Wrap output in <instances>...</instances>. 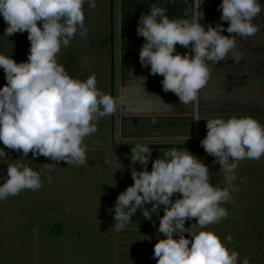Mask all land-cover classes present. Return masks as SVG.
Wrapping results in <instances>:
<instances>
[{
  "label": "clouds",
  "instance_id": "clouds-1",
  "mask_svg": "<svg viewBox=\"0 0 264 264\" xmlns=\"http://www.w3.org/2000/svg\"><path fill=\"white\" fill-rule=\"evenodd\" d=\"M84 3L0 0V16L7 25L5 35L27 31L30 41L27 62L17 63L0 54L6 80L0 87V142L22 152L24 158L31 152L33 160L43 156L69 166L85 165L84 138L98 131L101 118L117 112V100L97 88L94 74L84 81L74 79L56 59L61 47H67L77 33L87 38ZM87 3L92 9L97 6L96 0ZM217 8L220 20L228 22L227 33L234 35H222L223 24L208 25L206 30L199 22L203 18L199 10L191 19L186 14L170 19L167 9L154 3L149 14H141L138 19L137 36L144 38L139 62L142 67H150L151 75L163 77L162 91L173 92L180 104L197 102L200 90L210 79V65L226 60L229 53L233 61L241 60V54L235 51L237 37L248 38L259 31L252 21L262 12L260 0H222ZM177 44L190 51L181 55L176 51ZM205 120L207 131L200 146L220 165L223 188L210 183L208 166L186 149L171 148L152 160L149 145L138 142L131 148V161L138 162L142 170H132L134 183L118 195L113 228L116 232L125 229L137 209L147 220L156 213L157 231L164 237L154 245L150 257L157 264H250L247 258L239 261V253L230 250L214 232H187L184 225L195 218L193 225L203 229L227 218L222 205L239 190L233 183L239 162L258 161L264 156V125L251 116ZM151 123H156L155 118ZM5 156V149L0 148V157ZM0 180V201L42 187L40 173L22 163L7 165V175ZM177 193L180 198L173 200ZM149 203L151 207H145ZM161 206L163 216H159ZM186 232L189 238H185ZM174 234L178 238L174 239ZM224 240L231 243L232 236L226 235Z\"/></svg>",
  "mask_w": 264,
  "mask_h": 264
},
{
  "label": "rangeland",
  "instance_id": "rangeland-1",
  "mask_svg": "<svg viewBox=\"0 0 264 264\" xmlns=\"http://www.w3.org/2000/svg\"><path fill=\"white\" fill-rule=\"evenodd\" d=\"M119 2L96 0L97 6L92 9L85 0L87 38L77 33L56 57L74 79L84 81L94 74L97 88L118 102L117 112L101 118L98 131L84 138L87 163L77 167L43 156L33 160L31 152L24 158L22 152L8 149L0 142V148L6 152L5 157H0V177H6L7 165L22 163L38 171L42 181L38 191L24 190L0 201V264H157L150 257L154 245L164 237L157 231L156 213H152V220H147L137 209L125 229L116 232L113 228L116 199L134 183L132 170H142L138 162L131 161V148L138 142L149 145L152 160L171 148L188 150L208 166L210 183L225 187L220 165L200 146V140L206 136V118L233 116L228 106L232 101L221 93L219 76H210L206 85L209 88L198 98L202 112L205 110V118L201 117L204 122L200 120L198 106L192 112L188 108L180 111L174 108L175 95L146 94L137 75L127 76L121 71ZM37 24L41 26V22ZM6 27L0 16V54L17 63L27 62V31L7 37ZM5 84L0 68V87ZM253 112L235 116L255 119ZM153 118L155 124L151 123ZM235 175L233 183L239 190L232 192L231 200L222 205L228 212L227 218L203 229L193 225L195 218L186 220L184 226L187 232L212 231L220 239L222 234H230L231 243L224 241L230 250L239 253V261L247 258L250 264H263L264 252L250 246L256 244L257 238L264 243V156L258 161H240ZM177 198L179 193L172 197ZM145 207L150 208L151 203ZM163 207L159 216L164 214ZM253 225L255 232L251 234ZM226 228L230 230L227 234L223 233ZM187 232L185 238H189ZM237 245L241 249L234 247Z\"/></svg>",
  "mask_w": 264,
  "mask_h": 264
},
{
  "label": "crops",
  "instance_id": "crops-1",
  "mask_svg": "<svg viewBox=\"0 0 264 264\" xmlns=\"http://www.w3.org/2000/svg\"><path fill=\"white\" fill-rule=\"evenodd\" d=\"M119 28L121 29V37L124 38L123 41V52H125L127 58H135L139 62V49L142 47L144 43L143 37L137 36V24L138 19L141 14H149L151 4H157L167 9V15L170 19H176L179 17L187 15V18L191 19L197 11H201L203 13V18L199 21L201 24L205 26L208 25H216L227 24L228 22H224L220 20L221 12L218 10L217 6L222 2V0H119ZM262 5L261 14L256 17L252 22L259 26V31L255 36H251L248 38H240L236 39V52L241 54V60L239 62L232 60V54L229 53L226 60H222L217 62L216 65H210V69L213 68L215 70H219L222 75H250L248 76L249 82L243 83L244 85H248L247 89L251 90L252 95H248L245 97L247 100L245 103L251 104L254 107L255 115L258 112V116H256V120L264 125V114L263 116L261 112L258 111L259 105L264 103V0H260ZM200 6V8H199ZM119 29V32H120ZM240 38V39H238ZM126 43L127 46L124 45ZM119 47V56L121 53ZM126 48V49H125ZM176 51L181 55L189 52V49H185L177 44ZM140 63V62H139ZM141 65V64H139ZM214 69L212 71H214ZM224 76H222V89L227 90L231 93L234 88H231L233 84L232 81H224ZM241 84L240 81L237 82ZM225 86L228 88L225 89ZM246 88V87H245ZM230 89V90H229ZM246 90V89H245ZM256 106V107H255ZM255 225H253V229L251 230V234L255 232ZM232 228V227H231ZM257 232L259 230V224L256 225ZM233 229V228H232ZM230 231L228 228L223 231L226 233ZM233 232L236 230L233 229ZM253 232V233H254ZM250 232L248 235H251ZM258 236L260 234L258 233ZM225 235L222 234L221 241L226 244L224 241ZM228 246V244H227ZM240 245L234 246L238 249ZM229 247V246H228ZM255 247L258 250L264 252V243L260 242L257 238V242L255 245L252 244L250 246ZM255 250V249H254ZM262 252V253H263ZM261 257V255L259 254ZM264 264V262H263Z\"/></svg>",
  "mask_w": 264,
  "mask_h": 264
},
{
  "label": "trees",
  "instance_id": "trees-1",
  "mask_svg": "<svg viewBox=\"0 0 264 264\" xmlns=\"http://www.w3.org/2000/svg\"><path fill=\"white\" fill-rule=\"evenodd\" d=\"M218 24H220V23H218ZM202 25H204V24H202ZM216 25H213V27H215ZM223 26H224L225 30L221 33L222 35H225V36L234 35V34L227 33V31H226V29L228 27L227 24H225ZM205 29L207 30V26H205ZM121 35H122V33H121V29H120V38H121L120 39V46H121V48H120V50H121V53H120V60H121L120 62L121 63H120V65H123V67H122L123 70H121L122 73H124L127 76L128 75H133V76L137 75L138 81L143 83V88L145 90V93L148 95H150V94L154 95V96L156 95L157 97H159L160 95H164V97H165V95L167 96L170 93L171 96H174L175 94L171 91H169L167 93L162 91V84H161V80L163 79L162 76L151 75L150 74V67L149 68L142 67V65H139L140 63L137 61V59L125 57L126 54H125V52H123L124 38L122 39ZM238 39H240V38H238ZM124 45L127 46L126 43H124ZM215 69H214V71H212L210 69L211 76L212 75L219 76L221 83H222V76H224V79H225L224 81H232V83H233L231 85V88H234V89L231 91V93L228 92L227 90H223V89L221 91V93H223V95L225 96V98L228 101H232V102H229V105H228L230 108L229 112L232 111V113H230V114L231 115H237V114H240V115L245 114L246 115L248 112H251V111L253 112L254 107L251 104L245 103L247 101L245 99V97H248V95H252V92H251V90L247 89L248 85L246 86L243 84V83L249 82L248 76H250V75H243V74L242 75L241 74L240 75H236V74H234V75H227V74L222 75L219 70H215ZM238 81H240L241 84H238L237 83ZM124 84H125V81H124ZM124 87H126V86H124ZM207 88H209V87L205 86L203 89L200 90L198 98L200 97V94H203V91L207 90ZM221 88H222V85H221ZM226 88L227 87L225 86V89ZM177 98L178 97L176 96L175 107H174L175 109L178 108L177 110L183 111L184 109L186 110L188 108L192 112L194 107L198 106L199 110H200V120L204 122V118H205L206 114H205V110L203 109L204 112H202V109L200 107L201 101L197 100V103L195 102V103H190L188 105H183V104H180L179 98L178 99ZM256 108H258V111L262 113V115H260V116H263V114H264V103L262 105H259V107H256ZM243 109L245 110L244 113L242 112ZM189 110H187V111H189ZM253 113L255 114V111ZM202 115L204 116V118H201V117H203ZM256 116H258V112L256 113Z\"/></svg>",
  "mask_w": 264,
  "mask_h": 264
}]
</instances>
